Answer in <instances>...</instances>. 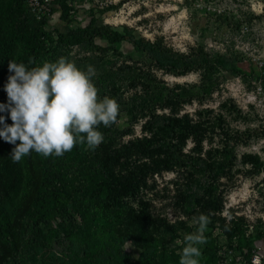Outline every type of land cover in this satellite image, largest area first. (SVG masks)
Listing matches in <instances>:
<instances>
[{"label": "rangeland", "instance_id": "1", "mask_svg": "<svg viewBox=\"0 0 264 264\" xmlns=\"http://www.w3.org/2000/svg\"><path fill=\"white\" fill-rule=\"evenodd\" d=\"M68 3L76 12L61 19L58 9L50 14L51 27L88 34L100 28L131 32L149 49H138L127 40L111 45L97 39L99 46L87 41L53 45L40 59L25 65L32 68L66 57L83 69L93 66L98 96L115 98L119 104L117 121L108 127L101 124L98 130L107 136L117 127L131 129L100 148L88 147L80 155L45 157L32 151L19 162H13L11 156L16 145L0 137V156L6 163L5 186L0 187V194L3 207L15 219L16 228L20 227L15 241L9 242L0 225V264H179L184 236L195 230L193 217L201 213L210 217L205 233L211 238L199 246V264H255L254 255L264 257V239L257 235L264 231V0ZM98 7L106 12L97 11ZM167 7L173 8L164 10ZM41 19L25 0H0L4 54L27 57L26 38ZM113 47L121 48L125 55L115 54ZM151 50L158 52L156 56L164 66L152 58ZM207 58L219 60L218 66L210 69L205 65ZM234 59L235 69H225L222 61ZM12 74L8 66L3 68L5 85ZM170 90L184 97L163 100L160 108L166 111L195 118L198 112L207 116L214 109L232 128L253 130L249 143L235 146L237 161L232 169L238 172L236 181L217 203L215 198L207 202L184 196L192 180L189 167L167 169L163 165L165 155L159 148H151L146 136L153 137L143 132L145 116L129 125L136 104L153 92L162 100ZM190 91L195 95L188 99ZM8 102L5 89L0 104ZM0 117L4 118L0 129L13 123L9 110H0ZM195 141L188 137L181 154L198 156L192 152ZM201 142L200 156L220 157L208 152L218 144L217 136L207 134ZM42 160L61 172L56 186L73 191V213L83 225L85 237H77V223L68 219H55L57 230L41 238L22 228L43 192V187L29 179L30 172L41 170ZM253 162L258 167L243 173ZM219 181L227 182V177ZM168 224L173 227L168 228ZM172 228L174 233L163 246Z\"/></svg>", "mask_w": 264, "mask_h": 264}, {"label": "trees", "instance_id": "2", "mask_svg": "<svg viewBox=\"0 0 264 264\" xmlns=\"http://www.w3.org/2000/svg\"><path fill=\"white\" fill-rule=\"evenodd\" d=\"M53 3L54 7L51 10V14H54L58 9H61V19H68L72 13L76 12V9L73 5L68 3V0H54ZM57 5H59V7H57ZM97 11L103 13L106 12V9L98 7ZM42 18L43 19L31 29L26 38L24 50L27 57H8L4 54V49L0 44V94L4 93L6 89L3 68L7 67L11 60L16 63L22 62L24 64L30 60L36 61L53 45L72 46L81 44L85 41L98 45L97 39H105L111 45L127 40L138 49H149L142 44L141 39L136 38L131 32L124 33L117 30H105L100 28L95 33L88 34L75 29L62 30L61 26H50V16ZM72 19H75V17ZM113 52L122 57L125 55L121 48L113 47ZM151 52L152 54L154 53L152 58L160 64V60H158L159 57L156 56L158 55V52L152 50ZM167 61L169 63L171 62L169 58H167ZM235 61V59L224 60L222 63L225 69L233 71L235 69ZM218 63L219 60L207 58L205 65L209 66L210 69H214L218 66ZM160 65L164 66V64ZM181 73H183L182 70ZM194 95V92L190 91L186 97L189 99L193 98ZM159 97L160 94L153 92L145 100L136 104L131 112L132 119L130 120L129 125H135L145 116L146 119L142 124L143 132H146V134L153 137L152 139H149L150 137L146 136L149 145L152 146L151 148H159V150L165 155L163 165L167 169L184 166L189 167L188 175L191 176L192 180L187 189L184 190V196H188L190 200H194V198H203L206 199L207 202L208 200L215 198V203H217V200L221 199L220 196H222V194L228 190L230 185L234 184L236 181V174L238 172L232 169L234 162L237 161L235 146L240 143H249L250 137L253 135V130L251 128H246L244 130L232 128L223 115L216 112L214 109H211L207 116H201V113L198 112L197 116L192 118L188 115L181 116L175 110L166 111L164 110L166 108H160L162 107L160 103L167 98L177 100L183 99L184 95H181L174 90L168 91L162 100ZM234 107L238 113H242L240 109L236 108V106ZM130 129L131 127L129 126L115 128L112 133L104 136L103 142L96 148H100L103 145L108 144L111 140H116L122 137L129 132ZM207 134H211V138L214 136L219 138L218 144L208 151L210 154H220V157L213 155V158H210L213 159L212 162H210V159H205L199 155L202 153L203 146L201 139ZM190 136H193L197 140L195 141V147L192 149V152H196L198 156H186L181 154V148L185 144V140ZM198 137L201 139H198ZM87 149L88 146L86 143H77L71 151L65 152L60 157L67 158L72 154L80 155L86 153ZM5 165L4 157L1 154L0 187L5 186ZM40 166L41 170L38 172H30L29 179L32 182L37 183L38 187H43V192L40 196V202L34 209L33 214L27 218L26 223L22 224V228L30 229L29 232L34 233L35 238H41L42 236L57 230L54 226L55 219H68L77 223V237H85L83 225L76 220L73 213V191L69 188H58L56 186L57 182L62 177L61 172L53 170L48 161L43 163L42 160ZM257 167L256 163L253 162L252 166L245 169V172L243 173L251 172ZM193 175L197 176L198 179L194 180ZM224 175L227 177V182H220L219 178ZM229 182L231 184H229ZM186 208H189V206H186ZM12 218L13 217L8 214L7 209L3 207V197L0 194V225L4 227L9 242L12 240L15 241L17 231L20 230V227L16 228L18 227V224L15 219ZM167 227L170 228L173 226L168 224ZM235 231V233H238V230ZM173 233L172 228L169 231L168 239L162 243L163 246L169 241L171 234ZM257 235L258 238L264 239L263 230ZM205 236L207 239L211 238L210 233H205Z\"/></svg>", "mask_w": 264, "mask_h": 264}, {"label": "clouds", "instance_id": "3", "mask_svg": "<svg viewBox=\"0 0 264 264\" xmlns=\"http://www.w3.org/2000/svg\"><path fill=\"white\" fill-rule=\"evenodd\" d=\"M8 68L13 73L6 84L9 102L0 104V110H9L13 123L0 129V137L16 145L13 162L32 151L45 157L62 156L77 143L95 149L104 140L99 126L117 121L119 104L115 98L98 96L91 65L83 69L74 60L60 57L32 68L11 60ZM209 223L207 214L193 217L192 225L197 227L184 236L179 264H199V246L207 242Z\"/></svg>", "mask_w": 264, "mask_h": 264}, {"label": "built area", "instance_id": "4", "mask_svg": "<svg viewBox=\"0 0 264 264\" xmlns=\"http://www.w3.org/2000/svg\"><path fill=\"white\" fill-rule=\"evenodd\" d=\"M30 5L33 12H35L38 17L50 16L51 10L54 7V0H26ZM253 262L255 264H264V257L261 255H254Z\"/></svg>", "mask_w": 264, "mask_h": 264}, {"label": "bare ground", "instance_id": "5", "mask_svg": "<svg viewBox=\"0 0 264 264\" xmlns=\"http://www.w3.org/2000/svg\"><path fill=\"white\" fill-rule=\"evenodd\" d=\"M171 8H173V7H171ZM170 7H167V8H164V10H168V9H171Z\"/></svg>", "mask_w": 264, "mask_h": 264}]
</instances>
